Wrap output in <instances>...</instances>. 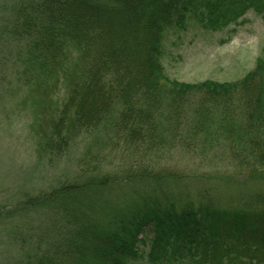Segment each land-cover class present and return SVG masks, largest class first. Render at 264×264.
<instances>
[{
  "label": "trees",
  "instance_id": "obj_1",
  "mask_svg": "<svg viewBox=\"0 0 264 264\" xmlns=\"http://www.w3.org/2000/svg\"><path fill=\"white\" fill-rule=\"evenodd\" d=\"M0 8V115L11 103L30 116L37 160L78 168L9 210L28 218L10 264H264V192L229 204L220 186H172L181 179L159 166L176 150L264 178V57L228 82L173 79L163 63L171 34L264 18V0Z\"/></svg>",
  "mask_w": 264,
  "mask_h": 264
},
{
  "label": "rangeland",
  "instance_id": "obj_2",
  "mask_svg": "<svg viewBox=\"0 0 264 264\" xmlns=\"http://www.w3.org/2000/svg\"><path fill=\"white\" fill-rule=\"evenodd\" d=\"M8 1L0 0V6ZM118 20L125 24L122 18ZM259 56L264 57V18L249 10L237 23L222 30L190 25L171 34L166 41L163 63L173 79L191 83L206 79L228 82L244 76ZM5 108L8 111L0 115V264H10L21 254L13 236L19 232L17 226L20 232L26 231L28 218L18 213L9 216L15 202L25 193L49 189L78 173L70 158L52 165L37 160L28 126L30 116L18 109L13 111L11 103ZM159 164L181 179L172 186L179 184L195 190L220 186L224 191L221 197L229 204H236L240 195L264 192V178L236 179V174L222 160L195 158L173 150Z\"/></svg>",
  "mask_w": 264,
  "mask_h": 264
}]
</instances>
